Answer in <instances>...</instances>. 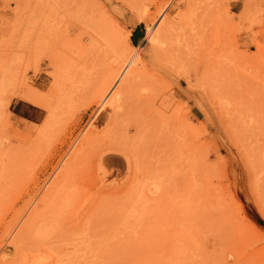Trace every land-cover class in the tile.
Wrapping results in <instances>:
<instances>
[{"label": "rangeland", "instance_id": "obj_1", "mask_svg": "<svg viewBox=\"0 0 264 264\" xmlns=\"http://www.w3.org/2000/svg\"><path fill=\"white\" fill-rule=\"evenodd\" d=\"M0 264H264V0H0Z\"/></svg>", "mask_w": 264, "mask_h": 264}, {"label": "bare ground", "instance_id": "obj_2", "mask_svg": "<svg viewBox=\"0 0 264 264\" xmlns=\"http://www.w3.org/2000/svg\"><path fill=\"white\" fill-rule=\"evenodd\" d=\"M129 67H130V64H127L125 70H123V69L121 68L120 70L116 71L115 73L108 74V80H109V83H108L107 86H106V90L108 89V91H107V94L105 95V98L102 97V99L100 100V101H101V102H100L101 105H102V103L104 102V100L106 99V97H108V96L110 95L111 91H114V92H113L112 95H110L111 98H110V102H109V103H111V102L113 101L112 105L114 106V105L116 104V102L119 101V99H120V95H119V94H117V95H119V96L116 95V93H117V89H118V88H116V85H117L119 82L122 81V79L124 78V76H126L125 73H126L127 70L129 69ZM107 69H108V67H107ZM127 74H129V73H127ZM119 85H120V84H119ZM117 87H118V86H117ZM115 95H116V97H115ZM97 102H98V101H97ZM108 105H109V104H108ZM110 105H111V104H110ZM110 105H109V106H110ZM113 106H112V107H113ZM69 170H70V167L66 168V169H65V172L67 173V172H69ZM35 214H36V213H35ZM35 217H36V215H35ZM35 217H34V218H35ZM34 218L32 217L27 223H30L31 221H34ZM26 227H28V225H26ZM24 230H26V229L24 228ZM24 230H22L23 233H24ZM22 231H21V232H22ZM23 233L20 234V232H19V234H20V235L18 234L19 238H22ZM18 236H17V237H18ZM19 240H20V239H19Z\"/></svg>", "mask_w": 264, "mask_h": 264}, {"label": "trees", "instance_id": "obj_3", "mask_svg": "<svg viewBox=\"0 0 264 264\" xmlns=\"http://www.w3.org/2000/svg\"><path fill=\"white\" fill-rule=\"evenodd\" d=\"M136 41V40H135Z\"/></svg>", "mask_w": 264, "mask_h": 264}]
</instances>
